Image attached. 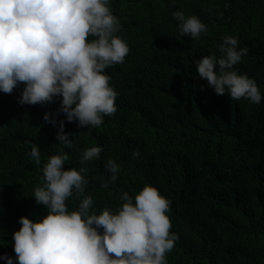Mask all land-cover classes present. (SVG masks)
I'll return each mask as SVG.
<instances>
[{
  "label": "trees",
  "instance_id": "16d2710c",
  "mask_svg": "<svg viewBox=\"0 0 264 264\" xmlns=\"http://www.w3.org/2000/svg\"><path fill=\"white\" fill-rule=\"evenodd\" d=\"M109 7L129 53L105 69L118 92L117 111L101 126L67 122L60 97L21 105L23 84L0 92V257L18 264L13 233L20 217L46 215L34 189L44 183L48 158L64 152L66 170L87 169L84 196L93 198L97 214L119 209L124 192L134 198L145 184L170 202V232L178 239L167 264H264V0H111ZM175 11L197 16L207 32L199 39L181 35ZM225 36L248 50L234 70L256 81L259 104L217 95L199 77L195 61L219 57ZM46 113L56 125L44 122ZM61 120L73 134L72 148L56 139ZM32 144L40 147L39 165ZM92 146L103 151L81 165V153ZM108 160L121 169L114 183ZM82 199L70 197L69 210Z\"/></svg>",
  "mask_w": 264,
  "mask_h": 264
},
{
  "label": "clouds",
  "instance_id": "9594fccd",
  "mask_svg": "<svg viewBox=\"0 0 264 264\" xmlns=\"http://www.w3.org/2000/svg\"><path fill=\"white\" fill-rule=\"evenodd\" d=\"M175 0H173V3ZM111 0H0V92L11 94L24 85L18 103L47 104L60 97L59 112L78 127H99L104 116H113L118 92L105 69L123 64L129 47L118 33L121 23L111 11ZM181 35L199 39L207 26L197 16L175 11ZM91 37V39H89ZM238 39L225 36L220 56L195 61L196 71L217 95L259 104L262 94L254 79L238 74L234 66L247 55ZM45 123L56 125L49 114ZM59 122L57 141L72 148L70 136ZM103 151L92 146L81 153L80 164L99 158ZM139 150L133 157H139ZM31 157L41 163L40 147L31 145ZM67 153L51 155L44 163V183L33 197L46 215L36 220L20 217L13 233L18 264H167L166 254L178 236L170 232V202L145 184L133 197L121 195L122 206L99 214L91 211L93 198L84 196L87 169H65ZM106 170L114 183L120 166L108 160ZM108 182L102 187H108ZM83 197L77 210L66 201ZM102 229V232H101ZM14 264L7 255L0 257Z\"/></svg>",
  "mask_w": 264,
  "mask_h": 264
}]
</instances>
